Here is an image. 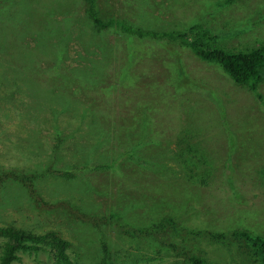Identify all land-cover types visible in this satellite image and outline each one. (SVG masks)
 I'll return each mask as SVG.
<instances>
[{
	"label": "rangeland",
	"instance_id": "374dc122",
	"mask_svg": "<svg viewBox=\"0 0 264 264\" xmlns=\"http://www.w3.org/2000/svg\"><path fill=\"white\" fill-rule=\"evenodd\" d=\"M93 3L115 25L85 0H0V229L55 233L69 264H263L235 234L264 239V82L185 41L263 48L264 0Z\"/></svg>",
	"mask_w": 264,
	"mask_h": 264
},
{
	"label": "trees",
	"instance_id": "16d2710c",
	"mask_svg": "<svg viewBox=\"0 0 264 264\" xmlns=\"http://www.w3.org/2000/svg\"><path fill=\"white\" fill-rule=\"evenodd\" d=\"M85 2L89 5L88 16L94 27L104 29L105 27L115 25L113 22L104 23L98 18L94 11L93 0H85ZM116 25L126 32L135 33L140 36H159L152 32L143 33L134 31L123 23H117ZM161 36L184 39L183 36H174L173 34H163ZM205 37H207V34L204 32L196 33L192 39L189 37L188 40L185 41V45L200 61L207 64L218 65L234 84L247 87L249 91L255 93L257 97L260 98L258 88L259 85L264 82V47L246 53H228L222 49L208 46L205 43ZM14 177L21 180L23 179V177L20 176ZM25 180L29 181L30 178L27 177ZM155 232L156 230L153 232L149 230L147 233L153 235ZM235 236L251 241L254 247H257L259 254L263 258L264 264V239L256 236L253 237L247 233L235 234ZM0 237L4 238L2 252L0 254V264H14L18 259L19 252L38 251L41 245H49L52 248L56 258V264H69L66 254L69 244L55 233L36 235L14 227H7L0 229ZM190 263L205 264L199 258H192Z\"/></svg>",
	"mask_w": 264,
	"mask_h": 264
}]
</instances>
